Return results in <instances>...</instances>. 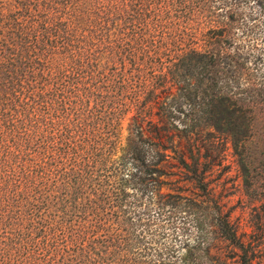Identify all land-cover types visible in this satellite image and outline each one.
Returning a JSON list of instances; mask_svg holds the SVG:
<instances>
[{
  "label": "trees",
  "instance_id": "obj_1",
  "mask_svg": "<svg viewBox=\"0 0 264 264\" xmlns=\"http://www.w3.org/2000/svg\"><path fill=\"white\" fill-rule=\"evenodd\" d=\"M205 127L264 204V0H0V264H253L218 204L158 192L167 131ZM193 208L238 253L167 240Z\"/></svg>",
  "mask_w": 264,
  "mask_h": 264
},
{
  "label": "rangeland",
  "instance_id": "obj_2",
  "mask_svg": "<svg viewBox=\"0 0 264 264\" xmlns=\"http://www.w3.org/2000/svg\"><path fill=\"white\" fill-rule=\"evenodd\" d=\"M246 5V11L255 12L257 10L250 1ZM131 114V111L126 110L117 120L115 129L117 146L124 144ZM154 119L155 116H152V120ZM144 135L148 136L145 133ZM166 136L167 138L162 141L166 146L162 150L165 161L162 162V174L158 176L160 182L158 192L176 194L200 206H208L214 201L220 206L221 211L226 213L227 220L234 227L240 239L252 246L255 256L252 263L264 264V204L249 198L244 193L236 156L228 137L208 127L198 130L196 135L189 134L187 138L172 130L167 131ZM195 148H198V161L206 164L203 180L208 190L210 199L208 202L188 177L189 171L176 158L181 155L183 161L189 163L188 150L190 149L195 155ZM192 210L191 217L176 214L172 218L173 223L167 225L165 230L168 231L167 240H171L175 245H181L185 240H190L189 242L192 243L198 238L214 236L215 239L210 249L211 254L227 253L231 256L238 253L226 241L216 238V235L209 231L208 224L211 222L208 217L204 218L197 208ZM234 258L227 260H234Z\"/></svg>",
  "mask_w": 264,
  "mask_h": 264
}]
</instances>
